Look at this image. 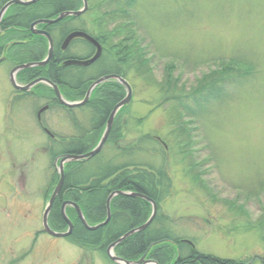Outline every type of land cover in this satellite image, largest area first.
<instances>
[{
	"label": "rangeland",
	"instance_id": "1",
	"mask_svg": "<svg viewBox=\"0 0 264 264\" xmlns=\"http://www.w3.org/2000/svg\"><path fill=\"white\" fill-rule=\"evenodd\" d=\"M104 12L105 30L120 28L121 35L109 37L101 63L86 74L119 69L126 50L112 45L127 35L135 39L130 43L137 58L126 61L133 92L121 110L127 117L123 139L105 144L85 164L87 171L123 165L131 158L119 148L142 140L132 158L157 180L165 176L154 229L170 228L198 254L264 264V0H89L80 27L95 31ZM81 42V53H90ZM9 69L0 65V96L2 89L12 90ZM212 76L221 80L213 95L207 83ZM160 85L179 98L164 101ZM30 102L22 106L28 112L24 127L1 118L2 107L11 104L0 102V123L19 127L0 124V264H115L102 251L83 252L67 238L43 233L42 214L58 180L51 152L61 148L50 146L36 123L34 112L45 100ZM67 113L56 105L42 119L60 138L83 134ZM81 117L85 124L91 120ZM146 135L151 139L143 140ZM177 248L183 256L192 249L188 243Z\"/></svg>",
	"mask_w": 264,
	"mask_h": 264
},
{
	"label": "trees",
	"instance_id": "2",
	"mask_svg": "<svg viewBox=\"0 0 264 264\" xmlns=\"http://www.w3.org/2000/svg\"><path fill=\"white\" fill-rule=\"evenodd\" d=\"M128 2L131 4L132 0H128ZM101 3L102 1L100 4ZM2 4L3 2H0V5ZM52 7L57 9L56 13L66 10L64 3L60 0H40L30 6L15 5L10 12L11 17L8 20H11V25H14L19 21H23L19 15H24V23L29 24L38 18L49 16L46 12H41V10L46 11V9H51ZM108 18L109 16L106 12H104L96 19V21L94 19L95 24L97 25H95V28L97 27L98 29L96 32L99 33L97 36L99 39L103 40V43L109 41L110 36L116 35L118 37L121 35L122 29L120 28L112 31L105 30V20ZM65 22L66 20H63L60 23L50 26L65 25ZM126 31L128 32L129 30ZM127 38H121L119 41L121 45H127L128 64H135L134 60L137 58V53L134 51L135 49L130 43V41L134 43L135 39H131L130 35H127ZM38 46L42 54L43 51H45V46ZM58 78L62 79L63 76L59 74ZM53 81L55 82V80ZM207 81V83L210 84L209 89L212 95L216 94L218 91L217 85L221 80L215 79V76H212ZM115 87L116 86L112 83L104 84L100 87V90H104L103 99L112 103L111 107H114L115 105V100L112 94ZM161 87L163 89L162 93L164 101L167 102L179 98V96L174 93L175 89H167L164 85ZM38 88L42 89L43 87L39 86ZM148 139H151L150 135H146L143 138L145 141ZM141 143L142 140L128 146V156L131 159L120 166L96 165L95 168L87 171L85 164L88 161L69 163L66 168L64 185L54 202L49 216V223L51 227L60 231L67 229L68 224L61 213L62 203L66 200L78 203L88 223L91 225L101 222V220L105 218L107 213L106 202L109 195L114 191H137L148 195L157 202L163 193V186H161V182H164L163 179L165 176H162L160 173L157 180L154 172L151 171V173L143 170V168L139 167L142 164L136 161L137 158H132L136 155L137 151H141L143 149ZM77 151L71 148L67 152L79 154ZM56 155H58V153L54 154L53 157ZM131 166H133L132 169H130ZM149 208V204L139 197L116 195L111 201L112 217L109 223L97 230L90 231L84 227L83 223L78 218L75 209L68 206L66 209L67 214L74 223L73 232L68 237V240L85 251L99 250L106 252V249L124 233L134 227L142 225L146 221L145 216H147V210ZM157 221L158 217L147 229L133 234L117 245L115 247L116 255L127 260H136L144 254L152 243H157L152 248L148 258L156 260L159 264H231V262L224 259L215 258L210 255L198 254L192 249L188 255L183 256L181 249H176V245H180L182 242L172 237L170 228L161 227L160 229H154ZM178 249L181 253V257L176 260Z\"/></svg>",
	"mask_w": 264,
	"mask_h": 264
},
{
	"label": "flooded vegetation",
	"instance_id": "3",
	"mask_svg": "<svg viewBox=\"0 0 264 264\" xmlns=\"http://www.w3.org/2000/svg\"><path fill=\"white\" fill-rule=\"evenodd\" d=\"M6 0L3 2L0 0V2H3L2 5H0V11L1 8L4 6L5 3H7ZM62 3H64L66 10L73 11L76 10L79 6V0H60ZM15 5L10 6L4 16L0 20V65H8L9 72H8V81L10 84V88L12 90H9V88L2 89V94L0 96V102L2 103H10L11 106L8 107H2V119H17L16 122L19 123L14 124L16 126L24 127L25 121L27 117V110L26 105H31V98H37L40 100H45V104L36 111L35 118L37 120L38 128L44 133L46 136H48V140L50 142V146L54 147V145L59 146L58 148L64 147L67 143H65L62 140V137L60 138L55 133H53L47 123L42 121V114H40L44 107H47V110H50L53 106H61L62 105L57 96L55 91L51 90H43L38 89V85L36 84L29 90H22L18 89L14 86L11 79L12 70L23 64H27L29 62H35L43 60L48 55L49 50V39L47 36L39 33H34L32 29V22L29 24H25V18L24 15H19V17L22 18L23 21H19L14 25L12 24L11 20H8L10 16V12L12 11L13 7ZM23 6V5H20ZM29 6V5H28ZM56 10L52 7V10L50 11L49 15L52 17L56 16ZM35 21V20H34ZM59 23V22H58ZM54 25V24H53ZM65 25H56V26H50L45 24H39L35 26V30L37 31H45L47 32L52 40H53V54L50 60L47 62L46 65L41 67H31L19 70L15 76L16 83L20 87H24L33 80H36L38 78H50L51 80H55V83L58 85L60 90L62 91V87L64 86V91L68 92L69 95L74 100L71 101H82L87 96L89 92V88L92 85V83L106 75L116 74L121 77H125L126 72V58L120 61L119 69L113 70L111 69H105V68H99L102 69L101 71H97L96 74L93 76H85L81 72L83 70L84 72L96 67L99 63L102 61L103 54L105 52V45L102 44L98 38H95L99 44L102 47V53L101 56L94 61L92 64L88 66H78L74 64H70V61H73L75 59H82V60H88L92 58L96 52H97V45L91 42L86 41L82 38H75L73 39L68 45L64 46V40L66 37L77 30H81L79 27V20L77 18L67 17V20L65 22ZM70 25V26H69ZM49 26V28H48ZM80 40L83 42L82 45L84 48H89L91 51L90 53L84 55L81 53L80 49ZM6 41V42H5ZM38 45H45L46 50L45 52L41 54V50L39 49ZM82 48V51L84 50ZM62 75L63 78L59 79L58 76ZM85 76V82L82 80L81 77ZM69 77L73 79V83L69 82ZM107 82L115 83V86L117 88V84L119 81L117 79H112ZM102 85V84H101ZM100 86V85H99ZM98 86V87H99ZM96 87L90 94L88 101L85 105L69 108L65 107L66 111L68 112L67 115L69 119L71 120V124L73 127L77 129L79 128V131L84 132L83 134L77 135L74 139L77 140V142L88 145L97 142L98 139H101L102 134L107 127L108 121L110 119L111 113L115 105H117L126 95V89L121 84V89L116 91H112V94L114 96L115 101L114 107H111V103L107 102L103 99V91L98 89ZM124 90V92H123ZM9 91L13 92L11 96H9ZM123 92V93H122ZM67 100H69L67 98ZM70 101V100H69ZM16 104V105H15ZM108 104V106H107ZM15 105V106H14ZM11 109L10 111H5L7 109ZM16 108H19L18 111H16ZM123 108H120V110L117 112L114 121L110 128V134L107 138V143L112 142L114 144H118L122 139L124 133L121 132L122 128L126 129V115L122 116V110ZM42 110V111H41ZM4 111V112H3ZM81 111V112H80ZM81 114H88L89 119L91 117L90 122L87 121L85 124L83 117H81ZM68 119V120H69ZM121 120V121H120ZM2 122V121H0ZM0 123L2 126V129L8 130L13 128L18 129L19 127H11V124L6 123ZM0 126V127H1ZM11 129V130H13ZM120 131L119 134L116 133V131ZM62 152V151H61ZM61 154V153H60ZM61 155H58V157Z\"/></svg>",
	"mask_w": 264,
	"mask_h": 264
},
{
	"label": "water",
	"instance_id": "4",
	"mask_svg": "<svg viewBox=\"0 0 264 264\" xmlns=\"http://www.w3.org/2000/svg\"><path fill=\"white\" fill-rule=\"evenodd\" d=\"M37 0H10L9 2H7L1 9L0 11V20H1V17L3 16V14L5 13V11L7 10V8L12 5V4H15V3H18V4H22V5H27V4H31V3H34L36 2ZM83 3H84V7L83 9L81 10H78V11H66V12H63L61 13L57 18H45V19H39L35 22H33L32 24V28H34L35 25L37 24H41V23H45V24H52V23H55V22H58L60 21L61 19L65 18L66 16L68 15H81L83 13H85L88 9V1L87 0H83ZM36 32V31H35ZM37 33H42L44 35H46L49 39V43H50V49H49V53H48V57L47 59H45L44 61H39V62H31V63H27V64H23V65H19L17 67H15L12 71V74H11V79H12V83L14 84V86L18 89H22V90H28L29 88H31L33 85H35L36 83L38 82H41V81H45L47 82L49 85H51L56 94H57V97L59 99V101L64 104L65 106H69V107H75V106H80L82 104H85V102L87 101L89 95H90V92L97 86L99 85L100 83H102L103 81L105 80H108L110 78H115L117 77L116 75H109V76H105V77H102L98 80H96L92 86L90 87L89 89V93L86 97V99L82 102H74V103H69L67 102L61 95L60 91H59V88L58 86L53 83L51 80L47 79V78H40V79H37L33 82H31L30 84H28L27 86H24V87H20L17 85L16 81H15V73L20 70V69H23V68H29V67H32V66H41V65H45L49 60L50 58L52 57V53H53V41H52V38L51 36L45 32V31H37ZM75 37H83L85 39H87L88 41L94 43L97 45L98 49H97V53L95 54L94 57H92L91 59L89 60H73V61H70L71 64H78V65H83V66H86V65H89L91 63H93L95 60H97L99 58V56L101 55V46L100 44L92 37L90 36L89 34L85 33V32H82V31H75V32H72L71 34H69L66 39L64 40V46L68 45L71 40ZM122 82L123 84L127 87V96L120 102L118 103L115 108L113 109L112 111V114L110 116V119L108 121V124H107V128L105 129V132L103 134V137L102 139L100 140V142L98 143V145L91 151L89 152H86L84 154H66L64 155L61 159H60V163H59V166H58V171H59V181L53 191V193L51 194V197L49 199V202L44 210V213H43V218H42V223H43V228L44 230L54 236V237H67L69 236L72 231H73V222L69 219V217L67 216L66 214V206L68 205H71L72 207H74V209L76 210L77 214H78V217L80 218V220L82 221L83 225L85 226L86 229H89V230H96L102 226H105L106 224L109 223L110 219H111V210H110V202H111V199L116 196V195H134V196H137V197H142L144 199H147L149 200L152 205H153V215L152 217L146 221L143 225H140L130 231H128L126 234L122 235L120 238H118L115 242H113L107 249V254L109 255V257L115 261V262H118L120 264H148V263H153V264H159L157 263L156 261L154 260H149V259H146V256H147V253H145L139 260L137 261H129V260H126V259H123L121 257H118L116 256L114 253H113V249L115 248V246H117L118 244H120L121 242H123L126 238H128L130 235L134 234L135 232H138V231H141V230H144L146 229L152 222V220L155 218V214H156V211H157V204L152 201L151 199H149L147 196L139 193V192H130V193H126L124 191H114L113 193H111L108 197V201H107V209H108V217H107V220H105L103 223H100V224H97V225H89L84 217V214H83V211L81 209V207L74 201H66L63 203L62 207H61V213H62V216L63 218L65 219V221L68 223V230L66 232H59V231H55L53 230L50 226H49V222H48V218H49V215H50V212H51V209L53 207V204L55 202V199L57 198L58 194L60 193L62 187H63V184H64V181H65V169H64V164L67 163V162H73V161H81V160H85V159H90L92 158L93 156L97 155L101 149L103 148L105 142H106V139L109 135V132H110V128H111V124H112V121H113V118L116 114V112L118 111V109L123 106V105H126L130 102L131 100V96H132V87L131 85L125 80V79H122ZM43 110V109H42Z\"/></svg>",
	"mask_w": 264,
	"mask_h": 264
},
{
	"label": "bare ground",
	"instance_id": "5",
	"mask_svg": "<svg viewBox=\"0 0 264 264\" xmlns=\"http://www.w3.org/2000/svg\"><path fill=\"white\" fill-rule=\"evenodd\" d=\"M3 2H5L6 0H2ZM10 1V0H9ZM40 0H37L36 2H34V3H31V4H27V5H24V6H30V5H33V4H35V3H37V2H39ZM8 2V1H7ZM80 2V1H79ZM66 11H68V10H65V11H62V12H60V13H56L57 15H60L61 13H63V12H66ZM73 11H75V10H73ZM56 15V16H57ZM56 16H54V17H56ZM63 20H67V19H61L60 20V22L61 21H63ZM107 23V22H106ZM105 23V25H107ZM64 26H66V25H64ZM70 26V25H69ZM98 29H97V27L95 28V31H93V30H91L90 29V32H91V34H95L96 33V31H97ZM99 41L102 43V44H104L103 42H102V40H100L99 39ZM109 41H107L106 43H105V50H106V48L109 46ZM112 47L113 48H116V49H118V51H120L121 53H122V51H123V53H124V51L126 50V52H125V55H123V57H125V58H127V45H121L120 43H118L117 45H112ZM126 61H127V59H126ZM86 66H88V65H86ZM81 72L83 73V74H85V75H87V76H93L94 74L93 73H91V74H86V71L84 72L83 70H81ZM106 76H109V75H106ZM103 77H105V76H103ZM115 79H117L118 81H119V83L120 84H122L123 86H125L124 84H123V82H122V77L120 76V77H117V78H115ZM84 81L85 82V76H83V77H81V81ZM69 82L70 83H73V82H75V81H73V79H70L69 80ZM114 90H116V91H118V89L115 87V89ZM113 90V91H114ZM63 96L64 97H66V98H68V96H70L69 95V93L68 92H66V91H63ZM90 96V95H89ZM114 97V96H113ZM120 98V97H119ZM119 98L118 99H116V100H119ZM86 99V97L84 98V100ZM88 99H89V97H88ZM88 99H87V101H88ZM115 100V101H116ZM86 101V102H87ZM86 102H85V104H86ZM121 102V101H120ZM119 102V103H120ZM85 104H82V105H80V106H83V105H85ZM112 104V103H111ZM107 106H108V104H107ZM116 106V105H115ZM115 108V107H114ZM113 108V109H114ZM48 108L47 107H44L43 108V111L40 113V114H44L46 111H48L47 110ZM113 111V110H112ZM119 111V110H118ZM117 111V112H118ZM117 112H116V114H117ZM112 114V113H111ZM116 114H115V116H116ZM43 116V115H42ZM115 116H114V118H115ZM42 121H43V119H42ZM114 121V120H113ZM113 121H112V123H113ZM36 122H37V120H36ZM44 122V121H43ZM112 125V124H111ZM75 128V127H74ZM107 128V127H106ZM105 128V129H106ZM76 136H73V137H71L70 139H66V138H64V137H62V140L65 142V143H69V144H71V147L75 150V151H77V152H79V154H84V153H86V152H88V151H90V150H93L94 148H95V146L93 147V148H90V149H88L87 150V148L88 147H91L94 143H92V144H88V145H83V144H81V143H79V142H77V140H75L74 138H75ZM108 138V137H107ZM100 139H98L97 141V143H99L100 141H99ZM106 141H107V139H106ZM111 145H113V146H115L114 145V143H112ZM117 145V144H116ZM121 151H123V153L124 154H126V155H128V145H127V147H121V148H119ZM64 150H68V149H64ZM71 154H77V153H72V152H70ZM62 155H66L65 153H61ZM58 157V156H57ZM60 158H62L63 156H59ZM52 159H56L55 157H53ZM142 165H144L142 162H140ZM142 165H140V168H141V166ZM107 166V165H106ZM117 191H124V192H126V193H130L129 191H125V190H117ZM140 193V192H139ZM141 194H143V193H141ZM124 195V194H123ZM126 195V194H125ZM128 195V194H127ZM143 195H145V196H147L149 199H151L152 201H154L156 204H157V202H156V200L155 199H153V198H151V197H149L148 195H146V194H143ZM130 196H133V197H137V196H134V195H130ZM140 199H142V200H144V201H146L148 204H149V206L152 208L151 209V213L148 215V216H145V219H146V221H148L151 217H152V215H153V205H152V203L149 201V200H147V199H144V198H142V197H139ZM113 199V198H112ZM112 199H111V201H112ZM66 201H71V200H66ZM66 201H64V202H66ZM107 201H108V199H107ZM63 202V203H64ZM63 203H62V205H63ZM54 205V204H53ZM62 207V206H61ZM110 210H111V202H110ZM76 211V210H75ZM106 211H107V213H106V216H105V218L103 219V220H101V222H98V223H96V224H94V225H97V224H100V223H103L105 220H107V217H108V209H107V202H106ZM158 214H159V208H158V204H157V211H156V216H155V218L152 220V222H151V224L156 220V218L158 217ZM111 217H112V210H111ZM111 220V219H110ZM145 221V222H146ZM144 222V223H145ZM143 223V224H144ZM142 224V225H143ZM150 224V225H151ZM93 225V226H94ZM107 225V224H106ZM149 225V226H150ZM148 226V227H149ZM85 227V226H84ZM103 227V226H102ZM147 227V228H148ZM101 228V227H100ZM134 228H136V227H134ZM133 228V229H134ZM99 229V228H98ZM87 230H89V229H87ZM97 230V229H96ZM132 230V229H131ZM145 230V229H144ZM90 231H94V230H90ZM130 231V230H129ZM141 231H143V230H141ZM138 232H140V231H138ZM138 232H135L134 234H136V233H138ZM127 233V232H126ZM126 233H124V234H126ZM123 234V235H124ZM133 235V234H132ZM132 235H130V236H132ZM129 236V237H130ZM127 239V238H126ZM157 243H152L151 244V246H149V248L144 252V254L145 253H147V255L149 256L150 255V252H151V250H152V248L156 245ZM119 245V244H118ZM77 246V245H76ZM79 249H81L79 246H77ZM108 249V248H107ZM107 249H106V253H107ZM83 252H88V251H85V250H83V249H81ZM143 254V255H144ZM180 251L178 250V252H177V257H176V259L177 258H179L180 259ZM119 257V256H118ZM109 258V260L111 261L112 259L110 258V257H108ZM138 259H136V260H132V261H137ZM178 260V259H177ZM157 262V261H156ZM158 263V262H157ZM120 264V263H119ZM149 264H153V263H149Z\"/></svg>",
	"mask_w": 264,
	"mask_h": 264
}]
</instances>
